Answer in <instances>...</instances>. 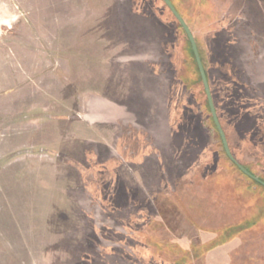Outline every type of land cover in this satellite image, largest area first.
I'll use <instances>...</instances> for the list:
<instances>
[{"label":"rangeland","instance_id":"374dc122","mask_svg":"<svg viewBox=\"0 0 264 264\" xmlns=\"http://www.w3.org/2000/svg\"><path fill=\"white\" fill-rule=\"evenodd\" d=\"M172 2L209 74L264 98V0ZM196 69L162 0H0V264H264V188L216 163Z\"/></svg>","mask_w":264,"mask_h":264},{"label":"flooded vegetation","instance_id":"af4514ba","mask_svg":"<svg viewBox=\"0 0 264 264\" xmlns=\"http://www.w3.org/2000/svg\"><path fill=\"white\" fill-rule=\"evenodd\" d=\"M197 41V40H196ZM203 61V60H202ZM204 64V63H203ZM207 74V73H206ZM207 78H208V76H207ZM208 81H209V79H208ZM217 81V80H216ZM245 81H247V79H244V81H243V87L240 85V89H242V93L243 94H245V97H243V98H248L249 96H251V92H250V86L248 85V84H245L246 82ZM248 83V82H247ZM209 84H210V82H209ZM205 88V87H204ZM210 88H211V84H210ZM223 89L222 88H220V87H218V88H215V91H214V93H213V91H212V88H211V92H212V96H213V100H214V104H215V108H216V111H217V115H218V118H219V121H220V124H221V126H222V128H223V130H224V132H225V134H226V137H227V140H228V143H229V146H230V149H231V152H232V154H233V156L236 158V160L245 168V169H247L251 174H253V175H255V176H257V177H259L261 180H262V175L261 174H255L254 172H253V170L249 167V166H247L246 164H245V161L246 162H248V163H250L251 164V162L249 161V160H247V157H245V150H244V147L241 149V150H239L238 148H236V147H234V139H233V136H234V128H233V125H232V122L233 121H229L230 120V118L232 117V114H233V108H234V106H233V102H232V100L230 101V102H220V100L222 99V96H221V91H222ZM205 91H206V89H205ZM227 93V95H233L234 94V92H226ZM206 94H207V92H206ZM241 94V93H240ZM198 95H200L198 98H199V100H200V98H201V96H202V91H200V93L198 94ZM235 95H236V93H235ZM233 97H234V95H233ZM207 98H208V95H207ZM203 103V102H202ZM205 104L207 105V103H206V101H205ZM208 104H209V108H210V117H211V119H212V123H213V128L215 129V131L217 132V134L219 135V137H220V140H221V142H222V146H223V155H224V159L221 157L222 155V153H220V154H218L217 153V148H214V152L216 153V156H217V160H218V162L216 161V163L218 164L219 162L220 163H224V161H227L228 160V162H230L231 163V165H234L235 166V168L238 170V172H239V174L241 175V174H243L244 176H246V177H248V178H250L249 176H247L243 171H241V169L236 165V163H234L232 160H231V158L228 156V154H227V152H226V149H225V146H224V143H223V140H222V137H221V134H220V131H219V129H218V127H217V124H216V122H215V119H214V116H213V113H212V109H211V106H210V103H209V99H208ZM205 105V106H206ZM249 106V102L247 101V102H245V105H243L242 106V108L243 109H245V108H247ZM200 107V106H199ZM237 115H239L240 113H241V109H239L238 111H237ZM255 116H257L259 119H261V121L263 122V123H261L260 122V124L258 125V124H256V130L257 131H253L251 134H253V135H257L258 137H259V139H260V141H262V143H263V145H264V111H262V110H258V111H256L255 112V114H254ZM228 116H231V117H228ZM228 117V118H227ZM263 132V133H262ZM231 133V134H230ZM247 133H249V132H247ZM250 134V133H249ZM245 137H246V134H245ZM243 138V135H241V139ZM258 139V138H257ZM212 151V150H211ZM222 159V160H221ZM227 159V160H226ZM221 160V161H220ZM212 174H215V173H212ZM211 174V175H212ZM251 179V178H250ZM253 180V179H252ZM255 181V180H254ZM257 182V181H256ZM262 185V184H261ZM264 186V185H263Z\"/></svg>","mask_w":264,"mask_h":264},{"label":"trees","instance_id":"16d2710c","mask_svg":"<svg viewBox=\"0 0 264 264\" xmlns=\"http://www.w3.org/2000/svg\"><path fill=\"white\" fill-rule=\"evenodd\" d=\"M162 2L165 4V6H166V8L172 13V15L174 16V18L176 19V21H177V23L179 24V26L181 27V29H182V31L185 33V35H186V37H187V39H188V41H189V44L191 45V42H190V40H189V38H188V36H187V34H186V32H185V30H184V28H183V26L181 25V23L179 22V20L175 17V15L173 14V12L170 10V8L167 6V4L162 0ZM171 2H172V0H171ZM173 3V2H172ZM174 4V3H173ZM174 6H175V4H174ZM176 7V6H175ZM176 9H177V7H176ZM178 10V9H177ZM184 18V17H183ZM196 40H197V43H198V47H199V42H198V39H197V37H196ZM191 48H192V45H191ZM192 52H193V49H192ZM193 55H194V52H193ZM202 57V56H201ZM194 58H195V63H196V66H197V69H196V71H197V73H198V79H199V84H200V89H202V95H204L205 96V101H206V103H207V107H208V110L210 111V108H209V104H208V98H207V94H206V91H205V88H204V83H203V79H202V76H201V73H200V69H199V66H198V63H197V61H196V57H195V55H194ZM202 60H203V57H202ZM203 63H204V67H205V70H206V73H207V76H208V79H209V82H210V84H211V88H212V91H213V93H214V91H215V88H218V87H220V88H222L223 90L221 91L222 93H221V96H222V99L220 100V102L222 103V102H230L231 100H233L234 99V97L235 96H237V95H235V91H236V89L234 88V87H236V86H238V87H240V85L241 86H243V81H244V79H246L245 78V76L244 75H240V74H235V75H230V74H227V75H225L227 72H224V71H219V73H220V75H218V74H216V76H213L212 77V75H210L209 74V68L207 67V65H206V62L203 60ZM228 64H232L230 61H228ZM217 73H218V70H217ZM217 80V81H216ZM224 81H226V82H224ZM224 82V84L225 85H223L222 86V83ZM246 83L245 84H247V81H245ZM251 90V89H250ZM234 92V97H233V95L231 96V95H227V93L226 92ZM251 92V91H250ZM257 91H252L250 94H251V96H249L248 98H245V99H240L239 101L240 102H242V100H245V102H249V106L247 107V108H245V110H244V112H245V114L247 115H251V116H253L254 117V119H255V123L256 124H260V122L261 123H263L262 121H261V119H259L257 116L255 117V112L256 111H258V110H262V111H264V98H261V97H259L258 95H257V93H256ZM241 111H242V109H241ZM229 117V116H228ZM227 117V118H228ZM253 119V120H254ZM262 179H264V176H262ZM256 182V181H255ZM257 184H259V185H261L260 183H258V182H256ZM263 188H264V186L263 185H261Z\"/></svg>","mask_w":264,"mask_h":264},{"label":"water","instance_id":"95a60500","mask_svg":"<svg viewBox=\"0 0 264 264\" xmlns=\"http://www.w3.org/2000/svg\"><path fill=\"white\" fill-rule=\"evenodd\" d=\"M163 1L167 4V6L173 12L175 17L179 20V22L183 26V28H184V30H185V32H186V34H187V36H188V38H189V40L191 42L192 49H193L194 55L196 57V61L198 63V66H199V69H200V73H201V76H202V79H203L204 87H205L207 95H208V99H209V103H210V106H211V109H212V113H213L215 122L217 124V127H218V129L220 131V134H221V137H222V140H223V143H224V146H225V149H226V152H227L228 156L231 158V160L234 163H236V165L241 169V171H243L247 176H249L251 179L257 181L258 183L264 185V181L263 180H261L259 177L255 176V175L251 174L233 156V154L231 152V149H230V146H229V143H228V140H227V137H226V134H225V132H224V130H223L221 124H220V121H219V118H218V115H217V111H216V108H215V104H214V100H213L210 84H209V81H208V78H207L206 70H205L201 55H200V51H199V48H198V44H197L195 35H194L193 31L191 30V28L189 27V25L187 24V22L184 20V18L181 16V14L178 12V10L175 8V6L171 2V0H163Z\"/></svg>","mask_w":264,"mask_h":264}]
</instances>
